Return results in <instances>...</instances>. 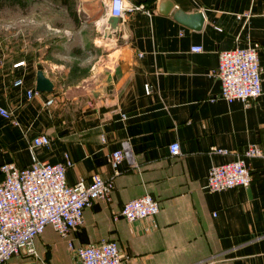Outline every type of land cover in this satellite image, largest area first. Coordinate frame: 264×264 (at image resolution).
<instances>
[{"label": "crops", "instance_id": "0c3cea01", "mask_svg": "<svg viewBox=\"0 0 264 264\" xmlns=\"http://www.w3.org/2000/svg\"><path fill=\"white\" fill-rule=\"evenodd\" d=\"M123 1L143 10L108 18L107 0H79L98 34L89 41L102 50L89 76L98 80L96 93L86 90L83 78L67 81L65 73L49 69L54 64L40 54L41 46L27 53L15 49L18 40L0 42V107L9 114L0 115V164L27 167L31 155L63 162L65 154L67 184L88 182L93 173L111 179L109 201L85 206L82 223L68 238L73 245L114 241L122 264H264V158L246 161L247 186L218 192L204 187L212 165L262 143L264 0ZM196 12L202 15L197 29L175 18ZM252 43L258 45L263 92L247 104L225 102L218 98L220 80L211 74L218 52ZM37 70L52 91L28 97ZM16 78L20 85L12 84ZM41 134L48 145L30 152L32 138ZM123 141L137 165L121 160L114 175L108 155ZM173 141L176 156L167 151ZM210 147L227 153H209ZM145 193L158 202V212L136 222L123 219V202ZM33 247L37 257H12L5 264H76L66 238L50 225Z\"/></svg>", "mask_w": 264, "mask_h": 264}, {"label": "built area", "instance_id": "2783aa9c", "mask_svg": "<svg viewBox=\"0 0 264 264\" xmlns=\"http://www.w3.org/2000/svg\"><path fill=\"white\" fill-rule=\"evenodd\" d=\"M143 10L142 5L126 6L123 0H107L108 17L121 18L126 12ZM256 43L244 47L218 52L217 66L211 74L220 80L218 98L225 102L240 101L247 104L263 92L260 83V67L258 64ZM190 50L198 52L200 46H191ZM22 61L14 63L16 67ZM13 85L21 84L16 78ZM150 91V85L143 86ZM38 91H26L30 97ZM52 99L45 101L51 104ZM0 115L9 118V114L0 107ZM45 135L32 138L28 150L33 147L47 146ZM168 154H179V145L173 141L167 145ZM209 153L226 154L222 148L210 147ZM32 154V153H31ZM63 162L49 163L38 161L31 155V163L19 168L12 163L0 164V264L12 257L22 255L37 257L33 247V239L46 225L61 237L66 238L69 252L76 264H122V254L114 241L100 240L88 245H73L68 235L83 221V209L95 199L109 201L112 180L103 178L98 173L91 174L89 181L78 180L73 184L65 181V168L70 161L64 154ZM264 158V130L261 145L247 144L243 150L235 154L234 159L212 165L206 175L205 189L218 192L223 189L247 186L251 175L246 161L251 158ZM125 160L131 167L134 161L126 141L108 155V163L114 175L116 165ZM159 210L158 202L145 193L129 199L120 207L119 215L128 222H136L154 216Z\"/></svg>", "mask_w": 264, "mask_h": 264}, {"label": "rangeland", "instance_id": "374dc122", "mask_svg": "<svg viewBox=\"0 0 264 264\" xmlns=\"http://www.w3.org/2000/svg\"><path fill=\"white\" fill-rule=\"evenodd\" d=\"M73 7L77 21L49 0H29L22 10L0 9V42L18 40L15 49L27 53L41 46L40 54L54 64L49 69L65 73L67 81L83 78L86 90L96 93L98 80L89 76L94 72L91 63L102 50L89 40L98 34L90 17L81 11L79 0H73Z\"/></svg>", "mask_w": 264, "mask_h": 264}, {"label": "water", "instance_id": "95a60500", "mask_svg": "<svg viewBox=\"0 0 264 264\" xmlns=\"http://www.w3.org/2000/svg\"><path fill=\"white\" fill-rule=\"evenodd\" d=\"M175 18L177 21L181 22L183 25H188L194 29L200 27L202 23V15L199 12L183 15L181 13L175 14ZM108 18H115V17H108ZM35 90L38 92H51L52 91V84L48 78H46L40 70L36 71L35 74Z\"/></svg>", "mask_w": 264, "mask_h": 264}, {"label": "trees", "instance_id": "16d2710c", "mask_svg": "<svg viewBox=\"0 0 264 264\" xmlns=\"http://www.w3.org/2000/svg\"><path fill=\"white\" fill-rule=\"evenodd\" d=\"M65 11V14L73 21H77L74 14L73 0H49ZM29 0H0V9L15 8L24 9L28 7Z\"/></svg>", "mask_w": 264, "mask_h": 264}]
</instances>
